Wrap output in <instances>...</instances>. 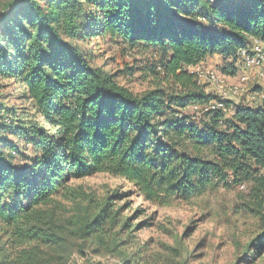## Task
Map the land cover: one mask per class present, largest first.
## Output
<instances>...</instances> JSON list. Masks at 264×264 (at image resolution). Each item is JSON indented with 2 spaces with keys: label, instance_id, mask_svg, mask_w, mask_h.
Masks as SVG:
<instances>
[{
  "label": "trees",
  "instance_id": "trees-1",
  "mask_svg": "<svg viewBox=\"0 0 264 264\" xmlns=\"http://www.w3.org/2000/svg\"><path fill=\"white\" fill-rule=\"evenodd\" d=\"M96 36L156 49V75L178 89L133 95L73 43ZM252 41L264 45V0L13 1L0 19V77L20 85L33 113L0 124L33 157L16 169L20 149H0V231L15 252L25 248L5 261L40 264L31 243L58 241L53 216L39 208L71 180L96 174L127 181L156 205L187 200L210 180L249 185L244 206L260 221L254 243L263 255L264 109L227 101L226 112H202L198 122L183 113L215 99L188 68L217 55L219 72L235 77V56ZM100 222L115 217L102 211L81 233L98 232Z\"/></svg>",
  "mask_w": 264,
  "mask_h": 264
},
{
  "label": "rangeland",
  "instance_id": "rangeland-1",
  "mask_svg": "<svg viewBox=\"0 0 264 264\" xmlns=\"http://www.w3.org/2000/svg\"><path fill=\"white\" fill-rule=\"evenodd\" d=\"M13 1L0 0V19ZM37 1L44 6L49 0ZM73 43L92 65L115 75L116 82L133 95L156 86L168 92L178 89L156 75L154 65L160 60L156 49L133 48L110 36ZM222 65L221 57L215 55L208 58L204 69L221 74L218 67ZM236 67H240L239 62ZM245 73L253 78V71ZM200 81L205 93L214 95L204 77ZM254 84L251 80L247 88ZM30 113L20 85L14 79L0 77V123L15 124ZM183 113L196 117L197 122L202 119L200 113L190 109ZM5 143L20 149L13 167L29 165L22 159L33 157L31 148L0 124L1 150L6 148ZM249 187L245 184L240 190L210 180L187 200L170 198L165 205H156L146 201L132 184L108 174L71 180L39 208L53 216L55 229L51 233L58 242L44 245L33 241L31 247L38 248L40 256L36 259L40 264H264V254H257L254 243L261 230L260 221L244 206ZM10 199L7 197V201ZM11 206L17 207L16 202ZM102 211L115 217L114 224L100 222L98 232L91 229L81 233L84 220L91 221ZM15 250L13 239L0 231V264L14 263L12 259L5 261V254H18Z\"/></svg>",
  "mask_w": 264,
  "mask_h": 264
},
{
  "label": "built area",
  "instance_id": "built-area-1",
  "mask_svg": "<svg viewBox=\"0 0 264 264\" xmlns=\"http://www.w3.org/2000/svg\"><path fill=\"white\" fill-rule=\"evenodd\" d=\"M236 62H239L240 67H237L238 71L241 70L236 78L234 84L227 82V77L221 74H217L213 71L204 69V63H201L195 67H189L190 74L195 76V79L200 85L201 77H204L206 85H208L215 97L208 107H193L190 110L196 113L208 112V111H222L226 112L224 102L229 101L231 98H238L248 91V84L255 82L254 85L264 87V45L258 41H252L250 46L246 49L240 50L236 54ZM245 71H253V78L245 73ZM248 101L251 105L259 106L264 109V91H248ZM264 176V171L261 172ZM243 190L244 187H240Z\"/></svg>",
  "mask_w": 264,
  "mask_h": 264
},
{
  "label": "crops",
  "instance_id": "crops-1",
  "mask_svg": "<svg viewBox=\"0 0 264 264\" xmlns=\"http://www.w3.org/2000/svg\"><path fill=\"white\" fill-rule=\"evenodd\" d=\"M215 56V55H214ZM213 57V56H212ZM211 58V57H210ZM208 62V58L206 59V61L204 62V64ZM241 70L239 69V71L237 72L236 76L235 77H229L227 76V82L230 83V84H234L236 82V78L239 74H241ZM251 86V85H250ZM260 90H263L264 91V87H260V86H256V85H252L251 87H249L248 91H260ZM248 91L246 93H244L242 96L238 97V98H231L229 100V102L235 104V105H238V104H242V105H247L249 107H257L255 105H251L248 101Z\"/></svg>",
  "mask_w": 264,
  "mask_h": 264
}]
</instances>
